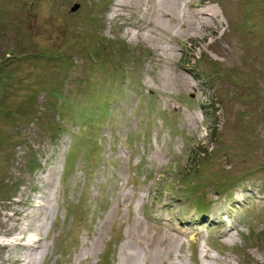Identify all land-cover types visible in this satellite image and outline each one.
Listing matches in <instances>:
<instances>
[{
	"label": "rangeland",
	"instance_id": "obj_1",
	"mask_svg": "<svg viewBox=\"0 0 264 264\" xmlns=\"http://www.w3.org/2000/svg\"><path fill=\"white\" fill-rule=\"evenodd\" d=\"M262 13L0 0V264H264Z\"/></svg>",
	"mask_w": 264,
	"mask_h": 264
},
{
	"label": "trees",
	"instance_id": "obj_2",
	"mask_svg": "<svg viewBox=\"0 0 264 264\" xmlns=\"http://www.w3.org/2000/svg\"><path fill=\"white\" fill-rule=\"evenodd\" d=\"M255 1H257V0H255ZM260 1H263V0H260ZM261 16H264V13H262V14H260V17ZM259 21H257V23H258ZM261 23H262V25H263V22L264 21H260ZM256 22L254 23V24H257ZM260 27V24H258V28ZM258 28L256 29V30H258ZM263 45H264V43H262ZM257 48H260L259 50H261V46H259V45H257ZM262 52H264V49H262L261 50ZM44 56V55H43ZM264 57V56H263ZM60 58V57H59ZM117 78H119V77H117ZM124 80V79H123ZM251 91H253V92H255V88H253V89H251ZM258 93V91L256 90V94ZM87 99H88V96H86V101H87ZM85 101V102H86ZM85 102H83V105H84V110H85V107L87 106V107H89V106H95V104L94 103H97L96 101H93L92 102V104H91V102H89L90 103V105H89V103H85ZM66 104H68V103H66ZM98 107H100V108H102V107H104L105 105H98V103L96 104ZM97 108V107H96ZM88 120H85V121H89V122H91L90 121V118H87ZM203 163V162H202ZM204 164V163H203ZM199 168H198V170L196 169V171H199V174L201 173V175H199L198 176V178H200V179H202V180H200V179H198L199 180V184H196V186L194 185V188L193 189H195V191L196 190H201V184H202V182H203V180L204 179H206L205 181H207V180H209V179H207V178H204V173H202V169H203V167L202 166H198ZM205 168L206 169H208V166L207 165H205ZM223 174V175H222ZM212 175V178H214V180H209V182H210V186L212 185L213 187H219L221 184L222 185H224V186H226V185H228V183H229V181L231 180V178H229L228 177V173L227 172H224L223 171V173H221V171H216V172H214L213 174H211ZM197 176V175H196ZM201 177H203V178H201ZM230 179V180H229ZM233 179V178H232ZM235 180V179H234ZM213 181V182H212ZM237 181V180H236ZM239 182V181H238ZM200 186V188H197V187H199ZM197 188V189H196ZM199 191H196L195 192V194H197V193H199ZM194 199H196V204H195V206H196V209H197V205H198V207H199V209L197 210L198 211V213H199V215H202V214H206L209 210H210V206L205 202V201H203V199H202V197L200 196V197H196V198H194ZM199 201H201V202H199Z\"/></svg>",
	"mask_w": 264,
	"mask_h": 264
},
{
	"label": "water",
	"instance_id": "obj_3",
	"mask_svg": "<svg viewBox=\"0 0 264 264\" xmlns=\"http://www.w3.org/2000/svg\"><path fill=\"white\" fill-rule=\"evenodd\" d=\"M79 8V6H76V9H74V11H76Z\"/></svg>",
	"mask_w": 264,
	"mask_h": 264
},
{
	"label": "bare ground",
	"instance_id": "obj_4",
	"mask_svg": "<svg viewBox=\"0 0 264 264\" xmlns=\"http://www.w3.org/2000/svg\"><path fill=\"white\" fill-rule=\"evenodd\" d=\"M124 2V1H123ZM122 7V6H121Z\"/></svg>",
	"mask_w": 264,
	"mask_h": 264
}]
</instances>
